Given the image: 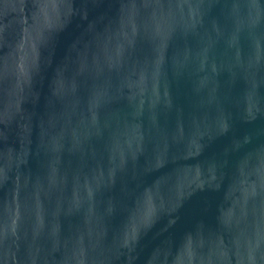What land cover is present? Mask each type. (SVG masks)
<instances>
[{
  "label": "water",
  "instance_id": "water-1",
  "mask_svg": "<svg viewBox=\"0 0 264 264\" xmlns=\"http://www.w3.org/2000/svg\"><path fill=\"white\" fill-rule=\"evenodd\" d=\"M0 264H264V0H0Z\"/></svg>",
  "mask_w": 264,
  "mask_h": 264
}]
</instances>
